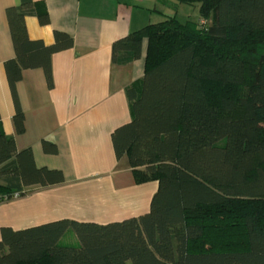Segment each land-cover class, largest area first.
Wrapping results in <instances>:
<instances>
[{
  "label": "trees",
  "instance_id": "trees-1",
  "mask_svg": "<svg viewBox=\"0 0 264 264\" xmlns=\"http://www.w3.org/2000/svg\"><path fill=\"white\" fill-rule=\"evenodd\" d=\"M158 2L162 20L111 44V62L125 65L147 39L143 75L125 89L131 118L111 142L135 182H157L148 211L103 224L2 227L0 264H264V0ZM179 2H198L199 21L163 13ZM5 14L15 56L4 70L20 134L23 71L41 68L51 88V56L73 39L59 30L49 45L28 37L27 16L49 23L42 1L19 0ZM63 181L61 170L35 166L30 148L17 150L0 118V195Z\"/></svg>",
  "mask_w": 264,
  "mask_h": 264
},
{
  "label": "crops",
  "instance_id": "crops-1",
  "mask_svg": "<svg viewBox=\"0 0 264 264\" xmlns=\"http://www.w3.org/2000/svg\"><path fill=\"white\" fill-rule=\"evenodd\" d=\"M34 1L44 3L49 23L27 16L28 37L49 45L59 30L73 46L51 56V88L41 68L23 71L15 90L24 131L17 134L4 62L15 56L5 10L19 0H0L1 128L17 150L31 149L35 166L61 170L64 181L1 202L0 230L64 218L103 224L146 213L157 182H135L127 157L115 158L111 133L131 118L125 89L143 75L147 39L141 56L125 65L111 62V44L150 23L154 9L161 10L158 0ZM43 140L56 152H45Z\"/></svg>",
  "mask_w": 264,
  "mask_h": 264
},
{
  "label": "rangeland",
  "instance_id": "rangeland-1",
  "mask_svg": "<svg viewBox=\"0 0 264 264\" xmlns=\"http://www.w3.org/2000/svg\"><path fill=\"white\" fill-rule=\"evenodd\" d=\"M162 11L164 14L173 15L178 21L181 23L185 21L196 22L199 21L200 17V4L198 2L195 3H185L179 2L177 3L175 8L172 7H162ZM163 19V15L157 12L153 13V18L151 20L152 23H156ZM209 23V21L207 22ZM217 94V93H215Z\"/></svg>",
  "mask_w": 264,
  "mask_h": 264
},
{
  "label": "built area",
  "instance_id": "built-area-1",
  "mask_svg": "<svg viewBox=\"0 0 264 264\" xmlns=\"http://www.w3.org/2000/svg\"><path fill=\"white\" fill-rule=\"evenodd\" d=\"M18 197V194H13V195H11V196H7V195H0V203L1 202H5V201H9V200H11V199H15V198H17Z\"/></svg>",
  "mask_w": 264,
  "mask_h": 264
}]
</instances>
